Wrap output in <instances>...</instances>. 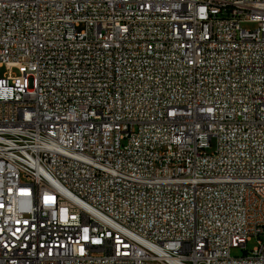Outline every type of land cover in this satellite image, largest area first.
I'll return each instance as SVG.
<instances>
[{
	"label": "built area",
	"instance_id": "built-area-1",
	"mask_svg": "<svg viewBox=\"0 0 264 264\" xmlns=\"http://www.w3.org/2000/svg\"><path fill=\"white\" fill-rule=\"evenodd\" d=\"M4 66L0 264H264V0H0Z\"/></svg>",
	"mask_w": 264,
	"mask_h": 264
},
{
	"label": "rangeland",
	"instance_id": "rangeland-1",
	"mask_svg": "<svg viewBox=\"0 0 264 264\" xmlns=\"http://www.w3.org/2000/svg\"><path fill=\"white\" fill-rule=\"evenodd\" d=\"M242 27H243V28H249L248 25H242ZM5 67H6V66H4V67H2V68L0 69V74L5 70ZM255 244H256V242H255V239L253 238V239H251L250 241H248V242L246 243L245 249H244V248H241V247L232 248V249H231V255H233V256H235V255L240 256V255H242L245 251H248V252H249V251L255 246Z\"/></svg>",
	"mask_w": 264,
	"mask_h": 264
}]
</instances>
